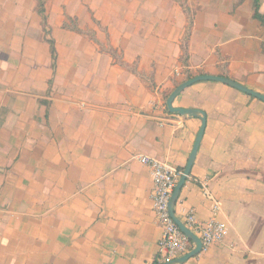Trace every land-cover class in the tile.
<instances>
[{"label":"crops","instance_id":"0c3cea01","mask_svg":"<svg viewBox=\"0 0 264 264\" xmlns=\"http://www.w3.org/2000/svg\"><path fill=\"white\" fill-rule=\"evenodd\" d=\"M186 2L184 61L179 0H44L46 23L39 0H0V264H172L193 250L163 261L139 156L187 166L202 119L167 100L188 73L264 95V20L252 0ZM173 105L207 116L175 216L227 228L183 264H264V101L204 80Z\"/></svg>","mask_w":264,"mask_h":264},{"label":"built area","instance_id":"2783aa9c","mask_svg":"<svg viewBox=\"0 0 264 264\" xmlns=\"http://www.w3.org/2000/svg\"><path fill=\"white\" fill-rule=\"evenodd\" d=\"M179 74V71H177ZM139 159L151 168L154 191L153 206L163 234L159 242L160 255L165 262H171L190 250L191 240L182 232L170 212V200L183 171L158 158L140 155ZM206 193L208 190L204 187ZM218 210L219 207L216 205ZM186 226L199 236L203 249L221 241L227 232L226 225L212 218L200 222L194 212L187 215Z\"/></svg>","mask_w":264,"mask_h":264},{"label":"water","instance_id":"95a60500","mask_svg":"<svg viewBox=\"0 0 264 264\" xmlns=\"http://www.w3.org/2000/svg\"><path fill=\"white\" fill-rule=\"evenodd\" d=\"M204 80L222 82L226 85L234 87L238 90H241L242 92H245L251 96H254V97L259 98V99L264 101V95L263 94L255 91V90H252V89H250V88H248V87H246V86H244V85H242V84H240V83H238V82H236V81H234L228 77L207 75V74L196 75L194 77H191L189 79L184 80L179 85H177L176 88L169 95L168 100H167V105H168V109L170 112L176 113L179 115H183V116L199 117L200 119H202V127L200 129L197 140L195 142L192 154L189 158L188 164L185 167L180 180L178 181V183L174 189V192H173L171 200H170L171 215L173 216L174 220L176 221V223L178 224V226L180 227L182 232L184 234H186L188 236V238L194 243L195 247L189 253H187L183 257L177 259L172 264H183L189 258L198 255L203 250L201 239L191 229H189L180 219H178L175 216L174 207H175L176 202L179 198L181 189L184 186L188 176L190 175L192 166L194 164L196 154L198 152V149H199V146H200V143H201V140H202V137L204 135L205 128H206L207 116H206L205 112L202 110L194 109V108L175 107L173 105V103H174V100L176 99V97L178 95H180L186 88H188L189 86L193 85L196 82L204 81Z\"/></svg>","mask_w":264,"mask_h":264},{"label":"trees","instance_id":"16d2710c","mask_svg":"<svg viewBox=\"0 0 264 264\" xmlns=\"http://www.w3.org/2000/svg\"><path fill=\"white\" fill-rule=\"evenodd\" d=\"M39 1H40L39 12L43 16L44 22L46 23L44 0H39ZM179 1L182 3L183 7L186 9V11L188 13V29H187L186 37H185V39L183 41V50H184L183 59L185 61L187 59V57H188V49H187L188 45L187 44H188V39H189V36H190V33H191V29H192L193 16H192L190 8L187 6L186 0H179ZM252 1H253V7H254V16L259 18V19H261V20H264V14H261L259 12L261 0H252ZM75 28L80 30L78 26H75ZM186 77H187V79H189V78L193 77V75L188 73L186 75Z\"/></svg>","mask_w":264,"mask_h":264}]
</instances>
